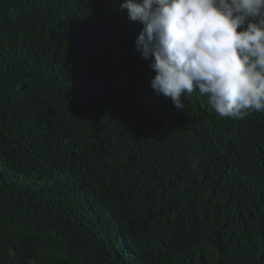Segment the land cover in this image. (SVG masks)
Instances as JSON below:
<instances>
[{"label":"trees","instance_id":"obj_1","mask_svg":"<svg viewBox=\"0 0 264 264\" xmlns=\"http://www.w3.org/2000/svg\"><path fill=\"white\" fill-rule=\"evenodd\" d=\"M121 3L0 0V264H264V111L155 94Z\"/></svg>","mask_w":264,"mask_h":264},{"label":"clouds","instance_id":"obj_2","mask_svg":"<svg viewBox=\"0 0 264 264\" xmlns=\"http://www.w3.org/2000/svg\"><path fill=\"white\" fill-rule=\"evenodd\" d=\"M119 10L143 26L135 44L151 60L150 87L177 110L198 90L221 118L264 111V0H123Z\"/></svg>","mask_w":264,"mask_h":264}]
</instances>
